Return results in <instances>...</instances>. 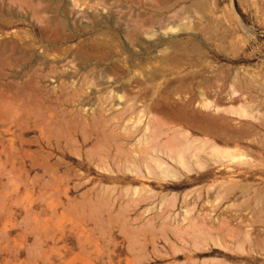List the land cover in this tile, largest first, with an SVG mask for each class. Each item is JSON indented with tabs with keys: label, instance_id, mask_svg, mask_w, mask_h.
Returning a JSON list of instances; mask_svg holds the SVG:
<instances>
[{
	"label": "rangeland",
	"instance_id": "obj_1",
	"mask_svg": "<svg viewBox=\"0 0 264 264\" xmlns=\"http://www.w3.org/2000/svg\"><path fill=\"white\" fill-rule=\"evenodd\" d=\"M0 264H264V0H0Z\"/></svg>",
	"mask_w": 264,
	"mask_h": 264
},
{
	"label": "bare ground",
	"instance_id": "obj_2",
	"mask_svg": "<svg viewBox=\"0 0 264 264\" xmlns=\"http://www.w3.org/2000/svg\"><path fill=\"white\" fill-rule=\"evenodd\" d=\"M164 1H165V0H164ZM81 3H82V2H81ZM171 5H172V4H171ZM189 9H190V8H189ZM161 11H163V10H161ZM164 11H165V10H164ZM157 12H158V11H157ZM170 12H171V11H170ZM179 12H180V11H179ZM176 15H177V14H176ZM172 16H173V15H172ZM168 17H169V16H168ZM150 21H151V20H150ZM153 21H154V19H153ZM159 21H160V20H159ZM166 21H167V20H166ZM161 22H162V21H161ZM152 23H153V22H152ZM153 24H154V23H153ZM158 24L161 25L160 23H158ZM161 26H162V25H161ZM193 26H194V25H193ZM173 27H174V26H173ZM108 48H109V47H108ZM1 53H2V52H1ZM5 56H6V55H5ZM1 60H2V59H1ZM1 65H3V64H1ZM4 66H5V65H4ZM8 67H10V66H8ZM37 70H38V69H37ZM113 70H114V69H113ZM119 72H120V71H119ZM37 74H38V73H37ZM114 77H116V76H114ZM137 77H138V76H137ZM100 80H101V79H100ZM94 82H95V81H94ZM80 85H81V84H80ZM136 85H137V84H136ZM134 86H135V85H134ZM140 86H141V85H140ZM97 89H98V88H97ZM100 89H102V88H100ZM131 89H132V88H131ZM135 90H136V89H135ZM150 90H151V89H150ZM150 90H149V91H150ZM133 91H134V90H133ZM136 91L138 92V89H137ZM147 91H148V90H147ZM147 91H146V93H147ZM64 94H65V93H64ZM190 94H191V93H189V95H190ZM130 95H134V93H133V94H130ZM144 95H145V94H144ZM144 95H143V96H144ZM146 95H147V94H146ZM62 96H63V95H62ZM87 96H88V95H87ZM87 96H86V97H87ZM141 98H142V97H141ZM155 101H156V100H155ZM159 101H160V100H159ZM137 102H138V101H137ZM163 102H164V101H163ZM163 102H162V103H163ZM183 102H184V101H183ZM180 103H181V101H180ZM160 104H161V103H160ZM174 104H175V103H173V105H174ZM175 105H176V104H175ZM177 105L179 106V104H177ZM113 106H114V105H113ZM170 106H171V105H170ZM181 106H182V105H181ZM116 107H117V106H116ZM172 107H174V106H172ZM136 108H137V107H136ZM161 109H162V108H161ZM161 109H160V110H161ZM168 109H169V107L167 108V110H168ZM163 110H166L165 107L163 108ZM163 110H161V111H163ZM174 110H175V109H174ZM180 110H181V109H180ZM184 110H185V109H184ZM184 110H183V111H184ZM161 111H160V112H161ZM178 111H179V110H178ZM183 111H182V112H183ZM168 112L171 113V110H168ZM175 112H176V110H175ZM179 112H180V111H179ZM182 112H181V113H182ZM161 113H162V112H161ZM161 113H160V114H161ZM169 113H168V115H169ZM65 114H66V113H65ZM68 114H70V113H68ZM158 114H159V113H158ZM176 114H177V113H176ZM179 114H180V113H179ZM179 114H178V115H179ZM156 115H157V114H156ZM161 115H163V114H161ZM171 115H173V114H171ZM178 115H177V116H178ZM187 115H188V114H187ZM187 115H184V116L186 117ZM158 116H159V115H158ZM181 116H182V114H181ZM163 117L165 118L164 115H163ZM166 117H167V116H166ZM170 117H171V116H170ZM172 117H173V116H172ZM182 117H183V116H182ZM185 117H184V118H185ZM187 117H188V116H187ZM20 118H21V117H20ZM74 118H75V117H74ZM160 118H161V117H160ZM174 118H175V116H174ZM122 119H123V118H122ZM167 119H168V118H167ZM186 119H187V118H186ZM186 119H185V120H186ZM156 120H157V119H156ZM163 120H164V119H163ZM172 120H173V118H172ZM172 120H171V121H172ZM68 122H69V121H68ZM94 122H95V121H94ZM114 122H115V120H114ZM155 122H156V121H155ZM174 122H175V121H174ZM206 123H207V122H206ZM160 124H161V123H160ZM164 124H165V123H164ZM172 124H173V123H172ZM156 125H157V124H156ZM162 125H163V124H162ZM170 125H171V124H170ZM80 126H81V125H80ZM98 126H99V125H98ZM198 126H199V125H198ZM36 127H39V126H37V124H36ZM82 127H83V126H82ZM39 128H40V127H39ZM113 128H114V127H113ZM202 128H203V127H202ZM64 129H65V128H64ZM67 129H68V128H67ZM85 129H86V128H85ZM87 130H88V129H87ZM44 131H45V130H44ZM82 131H83V130H82ZM90 133H91V132H90ZM95 133H96V132H95ZM85 135H86V134H85ZM90 136H92V134H91ZM84 137H86V136H84ZM42 138H43V137H42ZM97 138H98V137H97ZM124 138H125V137H124ZM102 139H103V138H102ZM102 139H101V141H102ZM125 139H127V138H125ZM109 140H110V139H109ZM85 141H87V140H85ZM103 141H104V140H103ZM112 141H113V140H112ZM75 142H76V141H75ZM96 143H97V142H96ZM98 143H99V142H98ZM105 143H107V142H105ZM153 144H155V142L152 143L151 145H153ZM97 145H98V144H97ZM103 146H104V145H103ZM150 147H151V146H150ZM150 147H149V148H150ZM153 147H155V149H156V145L153 146ZM158 147H159V146H158ZM151 148H152V147H151ZM146 149H147V148H146ZM143 150H144V149H143ZM187 150H188V149H187ZM185 151H186V150H185ZM30 153L32 154L33 152H30ZM150 153H151V152H150ZM173 154H174V153H173ZM177 156H178V155H177ZM101 159H102V158H101ZM180 159H181V158H180ZM182 160H183V159H182ZM160 161H161V160H160ZM34 162H35V161H34ZM92 162H93V161H92ZM119 162H120V161H119ZM161 162H162V161H161ZM180 162H181V161H180ZM182 163H183V162H182ZM159 164H161V163H159ZM159 167H160V166H159ZM72 169H73V168H72ZM136 169H137V168H136ZM15 184H17V182H15ZM14 186H15V185H14ZM15 192H16V191H15ZM15 192H14V193H15ZM12 193H13V192H12ZM17 193H18V192H17ZM25 202H27V201H25ZM18 203H19V202H18ZM16 205H17V204H16ZM17 206H19V204H18ZM25 207H26V206H25ZM30 208H31V207H30ZM34 214H35V213H34ZM36 238H37V237H36ZM20 239H21V238H20ZM8 241H10V240H8ZM35 242H37V240H36ZM13 249H14V248H13ZM27 249H28V248H27ZM41 261H42V260H41Z\"/></svg>",
	"mask_w": 264,
	"mask_h": 264
}]
</instances>
